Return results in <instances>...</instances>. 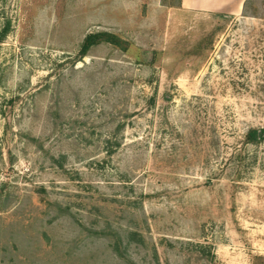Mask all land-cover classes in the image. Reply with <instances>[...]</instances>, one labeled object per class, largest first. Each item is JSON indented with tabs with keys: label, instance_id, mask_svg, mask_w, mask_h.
<instances>
[{
	"label": "rangeland",
	"instance_id": "374dc122",
	"mask_svg": "<svg viewBox=\"0 0 264 264\" xmlns=\"http://www.w3.org/2000/svg\"><path fill=\"white\" fill-rule=\"evenodd\" d=\"M182 9L0 0V264H264V0Z\"/></svg>",
	"mask_w": 264,
	"mask_h": 264
},
{
	"label": "crops",
	"instance_id": "0c3cea01",
	"mask_svg": "<svg viewBox=\"0 0 264 264\" xmlns=\"http://www.w3.org/2000/svg\"><path fill=\"white\" fill-rule=\"evenodd\" d=\"M246 0H182L184 11L205 13H239Z\"/></svg>",
	"mask_w": 264,
	"mask_h": 264
},
{
	"label": "trees",
	"instance_id": "16d2710c",
	"mask_svg": "<svg viewBox=\"0 0 264 264\" xmlns=\"http://www.w3.org/2000/svg\"><path fill=\"white\" fill-rule=\"evenodd\" d=\"M102 42H109L113 45L119 46L121 41L114 35H110L108 33H100V34H92L86 37L83 48H82V55L86 56L88 51L93 47ZM263 132V131H262ZM248 139L250 142H259V136L257 130H252L248 134Z\"/></svg>",
	"mask_w": 264,
	"mask_h": 264
}]
</instances>
